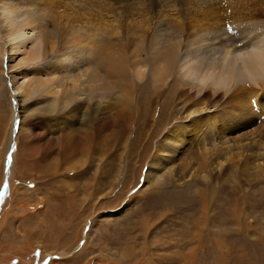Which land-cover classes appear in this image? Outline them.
<instances>
[{
  "label": "rangeland",
  "instance_id": "obj_1",
  "mask_svg": "<svg viewBox=\"0 0 264 264\" xmlns=\"http://www.w3.org/2000/svg\"><path fill=\"white\" fill-rule=\"evenodd\" d=\"M259 1L262 0H245L236 3L234 8L220 0H214L213 4L226 22L239 16L240 11L255 10L249 17L237 18L246 24L264 19V1ZM188 15L197 16V11ZM186 19V12L177 13L173 14L171 22L181 26ZM261 27L245 25L231 37L239 39V44L244 36ZM173 74L159 93L147 76L140 85L142 92L137 89L141 106L124 113L123 121L116 119L113 109L101 110L98 98L89 109L87 106L79 108L77 114L87 110L88 115L96 109L99 119L103 113L107 114L103 123L92 120L91 152L85 150L84 143L88 139L84 135L70 139L66 133L73 127L72 123L79 124L74 112L75 101L65 103L59 97H48L52 101L50 107L41 95L14 99L4 81L0 92V257L4 254L8 257L5 264H50L52 260L56 264H264V170L254 164L258 159L253 163V158H249L254 166L244 174L229 170L224 156L217 159L220 163L223 161L221 165H204L205 158H216L217 152L204 155L200 142L203 133L199 131L196 139L194 135L189 138L180 126L190 125L194 119L189 120L192 118L190 108L207 106L217 119V127H213L215 139L220 136L222 126L226 135L250 136L262 141L263 146L264 112L262 117L249 123L247 119L228 122V113L234 110L259 112L263 91L257 86L259 94L253 89L250 95L238 97L237 101L230 100L225 90L216 91V95L213 89L206 91V95L197 94L196 88L183 83L177 69ZM184 88H190L192 93L183 92ZM115 100L114 95L109 104ZM123 106L126 108L127 103ZM163 106H169L168 111ZM13 113L19 114V123L23 122V132L15 139L14 152L7 149ZM174 126L178 127L179 138L194 139L186 156L189 169L184 174L169 175L173 176L170 184L148 185L144 176L149 161L166 141L165 131ZM30 129L31 133H26ZM101 145L106 149L101 151ZM240 147L233 150L235 158L229 156L233 161L240 162L251 154L244 146ZM14 153L19 154L16 166H10L9 154L12 157ZM201 190L205 195L200 194ZM215 202L220 203L214 211L215 216H222L218 222L221 234L209 231L210 210H206L207 218L201 216V203ZM219 209L221 211L217 212ZM197 224L202 229L201 235L194 236ZM198 239L202 248L195 241ZM40 242L57 252L44 255ZM32 246H35L34 251L29 253ZM83 250L90 253L88 263L84 258H72L74 252L78 254ZM22 251L27 253L25 261L18 256L10 259L11 254Z\"/></svg>",
  "mask_w": 264,
  "mask_h": 264
},
{
  "label": "bare ground",
  "instance_id": "obj_2",
  "mask_svg": "<svg viewBox=\"0 0 264 264\" xmlns=\"http://www.w3.org/2000/svg\"><path fill=\"white\" fill-rule=\"evenodd\" d=\"M242 1L245 0H220L230 8ZM213 3L214 0H0V92L5 81L14 99L41 95L50 107L52 101L48 97H59L65 103L75 101L78 104L74 105L75 114L79 108L84 109V106L89 109L92 101L98 98L101 110L105 111L108 107L113 109L118 121H123L121 118L124 113L141 106L142 99L137 98V89L142 88L141 82L147 76H150L155 90L159 93L168 84L175 69L181 74L183 83L196 88L197 94L206 95V91L213 89V94L216 95V91L225 90L230 100L237 101L238 97L250 95L249 92L253 89L259 94L257 86L261 87L264 94V19H254L244 24L237 18L241 15L249 17L255 10L243 12L239 8V16L231 17L226 22L220 18L217 12L219 10ZM194 10L197 11V16L189 17L188 14ZM184 12L187 13L185 23L180 26L171 22L173 14ZM245 25L263 27L256 32L252 31L249 36H244L242 43L238 44L239 39L231 36L242 31ZM229 27L231 31H228ZM189 89L182 90L190 94L192 92ZM114 95L115 102L110 101L109 104ZM208 97L209 95L206 99ZM217 100L216 97L215 101ZM125 103L129 109L123 106ZM259 103L262 106L259 112L234 110L228 113V122L247 119L246 123H249L262 117L260 115L264 112V96ZM163 108L167 110L169 106ZM96 111L95 109V113L88 115L87 110H82L77 114L79 124L72 123L73 127L66 132L70 139L84 135L89 140L84 143L88 152L93 148L90 143L93 136L92 120H102L103 123L107 117L103 113L101 119L97 118ZM203 113L208 114L202 115ZM171 114L173 115V111ZM189 115L192 117L189 120L194 119L190 125H180L182 132L187 133L189 138L194 135L193 138L196 139V134L201 131L203 137L200 142L205 151L204 155L217 152L213 153L216 158L207 156L202 164L221 165L223 161L220 163L217 159L224 156L227 161L225 166L229 170L244 174L249 171L256 158L260 161L257 160L254 164L264 170L262 141L250 136L239 138L238 134L233 138L224 133L226 129L222 126L218 140L215 139L213 127H217V119L215 112L211 113L207 106L190 108ZM18 117V113H13L12 133L7 146L10 151L16 147V137L23 132V122L19 126ZM177 128L174 126L165 131L166 141L157 146L155 155L150 159L144 176L148 185L156 183V187H159L170 184L173 176L169 175L184 174L186 171V156L189 155L190 143L194 139L187 141L179 138ZM31 130L26 133L30 134ZM240 146L250 150L251 154L240 162L233 161L229 156H235L233 150ZM100 149L102 151L106 148L101 145ZM15 155L16 153L12 155L10 166H16V157L19 154ZM250 157L253 158L251 163ZM225 166L223 165L224 168ZM212 189L214 191L215 187ZM202 190L200 194L205 195ZM201 204L202 217L207 216V209L211 211L209 217H206L209 231L211 234H221L218 222L222 216H215L214 211L220 203ZM219 211L221 210L217 212ZM199 225L195 228L194 236L201 235L202 229ZM192 241L190 238L188 242ZM195 241L199 247H203L201 239ZM39 244L44 255L57 252L41 242ZM32 247L29 253L34 251L35 246ZM73 255L75 260L84 258L87 261L90 253L83 250L78 254L74 252ZM15 256L25 261L27 253H13L10 259ZM7 260L8 257L4 254L0 257V264H5ZM54 262L52 260L50 264H56Z\"/></svg>",
  "mask_w": 264,
  "mask_h": 264
},
{
  "label": "snow or ice",
  "instance_id": "obj_3",
  "mask_svg": "<svg viewBox=\"0 0 264 264\" xmlns=\"http://www.w3.org/2000/svg\"><path fill=\"white\" fill-rule=\"evenodd\" d=\"M228 31H231V27L228 28ZM253 105L256 104V101L252 102ZM8 163L11 164L12 163V157L11 154H9V158H8ZM143 186V183L141 184V187ZM7 190V183H5V191ZM139 189H135L134 191H138Z\"/></svg>",
  "mask_w": 264,
  "mask_h": 264
}]
</instances>
